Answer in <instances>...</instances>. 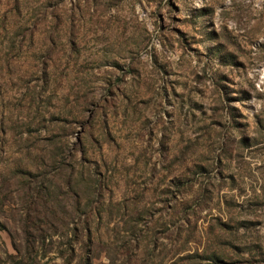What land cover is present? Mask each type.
Segmentation results:
<instances>
[{
    "label": "rangeland",
    "instance_id": "rangeland-1",
    "mask_svg": "<svg viewBox=\"0 0 264 264\" xmlns=\"http://www.w3.org/2000/svg\"><path fill=\"white\" fill-rule=\"evenodd\" d=\"M0 264H264V0H0Z\"/></svg>",
    "mask_w": 264,
    "mask_h": 264
}]
</instances>
